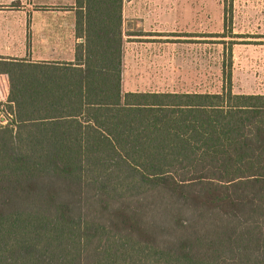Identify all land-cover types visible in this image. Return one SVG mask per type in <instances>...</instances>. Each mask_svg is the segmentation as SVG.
<instances>
[{"label": "trees", "instance_id": "trees-1", "mask_svg": "<svg viewBox=\"0 0 264 264\" xmlns=\"http://www.w3.org/2000/svg\"><path fill=\"white\" fill-rule=\"evenodd\" d=\"M72 61L0 55V264H264V93L125 89L122 0H76Z\"/></svg>", "mask_w": 264, "mask_h": 264}, {"label": "rangeland", "instance_id": "rangeland-1", "mask_svg": "<svg viewBox=\"0 0 264 264\" xmlns=\"http://www.w3.org/2000/svg\"><path fill=\"white\" fill-rule=\"evenodd\" d=\"M124 2L125 89L214 91L223 83L222 70L230 67L234 92L264 93V0ZM73 3L66 0L63 9L71 10ZM10 41L15 49L6 56L16 58L42 57L30 51L41 44L49 47L48 57L65 61L72 49L71 38ZM57 44L64 47L59 45V54Z\"/></svg>", "mask_w": 264, "mask_h": 264}, {"label": "crops", "instance_id": "crops-1", "mask_svg": "<svg viewBox=\"0 0 264 264\" xmlns=\"http://www.w3.org/2000/svg\"><path fill=\"white\" fill-rule=\"evenodd\" d=\"M66 0H0V55L12 53L15 49L10 39L32 37L36 39L71 38L70 52L65 61H72L74 55V44L80 41L75 36V10L76 0L69 11L63 6ZM127 3V2H126ZM62 7V8H61ZM126 21V4L122 0V38L125 37L123 28ZM2 39H4L2 41ZM123 41L124 38H123ZM124 43V42H123ZM60 45V44H59ZM57 44L58 52L62 48ZM63 47V45H60ZM59 47V48H58ZM123 47V46H122ZM30 46L32 53L42 57L31 60L63 61L62 58L54 59L48 57L49 47L41 45ZM64 48V47H63ZM29 51V49L27 50ZM123 76V75H122Z\"/></svg>", "mask_w": 264, "mask_h": 264}, {"label": "built area", "instance_id": "built-area-1", "mask_svg": "<svg viewBox=\"0 0 264 264\" xmlns=\"http://www.w3.org/2000/svg\"><path fill=\"white\" fill-rule=\"evenodd\" d=\"M8 107L0 106V128L6 125L13 126L16 123V109L13 102H7Z\"/></svg>", "mask_w": 264, "mask_h": 264}]
</instances>
